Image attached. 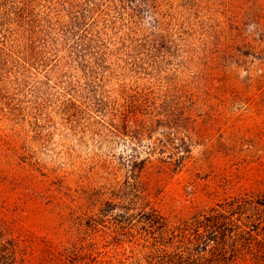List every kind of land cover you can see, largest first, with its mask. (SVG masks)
Wrapping results in <instances>:
<instances>
[{
	"label": "trees",
	"instance_id": "16d2710c",
	"mask_svg": "<svg viewBox=\"0 0 264 264\" xmlns=\"http://www.w3.org/2000/svg\"><path fill=\"white\" fill-rule=\"evenodd\" d=\"M177 12L174 0H0V147L28 162L35 137L96 141L109 154L93 164L107 175L115 163L96 200L127 209L121 220H110L112 208L90 217L54 255L66 264H264V187L228 195V185L218 202L185 215L158 207L170 196L145 179L166 153L170 166H186L195 109L209 103L191 71L197 29ZM118 145L147 157L121 158ZM9 231L0 218V264H26L31 236ZM117 240L131 254L113 251Z\"/></svg>",
	"mask_w": 264,
	"mask_h": 264
},
{
	"label": "rangeland",
	"instance_id": "374dc122",
	"mask_svg": "<svg viewBox=\"0 0 264 264\" xmlns=\"http://www.w3.org/2000/svg\"><path fill=\"white\" fill-rule=\"evenodd\" d=\"M174 1L179 19L189 15L197 29L198 44L192 46L196 65L191 71H197V81L210 90L209 103L195 109V136L186 166L180 170L170 166L166 153L144 175L157 196L175 197V201L163 198L158 207L186 215L194 204L208 207L218 202L228 185V195L264 187V0ZM230 38L236 45L224 48L223 42ZM191 63L188 60L187 65ZM91 141L43 142L35 137L28 162L15 155L11 161L6 148L0 147V218L8 222L10 236L32 237L28 239L35 252L26 264H66L54 256L57 251L77 239L90 217L112 208L107 198L96 200V196L104 178L114 177L115 163L107 175L102 164L94 165V158L109 151ZM139 151L118 145L114 154L121 158L137 154V160L147 157ZM112 210L113 221L127 213L123 206ZM112 246L123 256L132 252L130 245L121 246L118 240ZM132 262L138 261L129 258Z\"/></svg>",
	"mask_w": 264,
	"mask_h": 264
}]
</instances>
